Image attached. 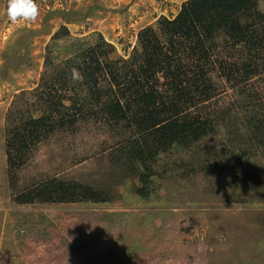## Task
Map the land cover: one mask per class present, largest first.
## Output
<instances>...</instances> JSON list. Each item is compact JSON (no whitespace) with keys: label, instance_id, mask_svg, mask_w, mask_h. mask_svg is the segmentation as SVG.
Returning a JSON list of instances; mask_svg holds the SVG:
<instances>
[{"label":"rangeland","instance_id":"rangeland-1","mask_svg":"<svg viewBox=\"0 0 264 264\" xmlns=\"http://www.w3.org/2000/svg\"><path fill=\"white\" fill-rule=\"evenodd\" d=\"M183 1L37 0L35 22L12 23L7 0H0V264H264V200L250 192L251 186L264 182L261 145L253 127L244 129L241 141L235 139L229 147L225 135L244 104L234 81L218 71L219 60H235L230 41L218 40L219 50L206 65L213 96L187 110L220 118L217 131L190 149L160 154L148 197L134 193L131 186L137 180L112 160L117 145L135 127L105 114L50 132L22 166L9 171L6 116L14 108L34 112L46 79L72 56L73 42L103 39L114 47L110 60L126 59L138 32L155 27L161 16L173 17ZM258 7L264 12V0H258ZM158 79L164 81L161 73ZM243 85L264 96V74L239 87ZM228 108L231 114L225 115ZM219 141L244 163L207 176L205 158L220 152ZM53 177L111 189L113 198L14 201L17 194Z\"/></svg>","mask_w":264,"mask_h":264},{"label":"trees","instance_id":"trees-1","mask_svg":"<svg viewBox=\"0 0 264 264\" xmlns=\"http://www.w3.org/2000/svg\"><path fill=\"white\" fill-rule=\"evenodd\" d=\"M220 39L222 44L230 41L235 60H219L218 71L234 81L233 87L244 98L242 115L235 116L225 131L228 147L235 139L241 141L244 129L253 127L254 138L261 145L259 156L264 159V96L244 85L239 87L264 74V12L258 0H185L173 17L161 16L155 27L141 29L126 59L110 60L114 47L103 39L89 44L73 42L66 65L41 85L34 112L14 108L6 116L10 121L5 144L9 171L22 166L50 132L63 130L77 119L105 114L112 121L135 127V132L117 145L112 160L137 180L131 186L134 193L142 199L148 197L158 173L156 166L162 161L160 154L190 149L217 131L220 118L199 112L191 115L187 110L213 96L206 65L219 50ZM159 73L164 81H159ZM228 113L229 108L224 111ZM222 119H226L224 115ZM223 146L219 141L220 152H210L205 158L207 176L244 163L234 150L229 153ZM232 158L239 161L230 165ZM250 192L264 200V182L251 186ZM112 193L111 189L53 177L17 194L14 201L109 202Z\"/></svg>","mask_w":264,"mask_h":264},{"label":"clouds","instance_id":"clouds-1","mask_svg":"<svg viewBox=\"0 0 264 264\" xmlns=\"http://www.w3.org/2000/svg\"><path fill=\"white\" fill-rule=\"evenodd\" d=\"M6 14L12 23H33L39 17V5L37 0H7Z\"/></svg>","mask_w":264,"mask_h":264}]
</instances>
